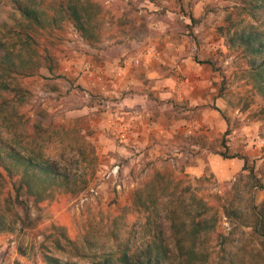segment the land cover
<instances>
[{
  "label": "rangeland",
  "instance_id": "374dc122",
  "mask_svg": "<svg viewBox=\"0 0 264 264\" xmlns=\"http://www.w3.org/2000/svg\"><path fill=\"white\" fill-rule=\"evenodd\" d=\"M39 1L55 21L31 30L0 3V40L17 45L20 65L0 72V104L24 154L39 152L69 180L48 185L31 208L41 220L34 231L0 232V264H46L40 244L57 228L86 252H113L112 229L140 247L148 216L182 230L200 202L216 216L208 264L223 255L264 264L254 234L264 212V99L225 30L232 22L264 34V10L249 16L244 0H71L86 11L83 38L56 13L66 0ZM26 34L33 52L21 49ZM2 82L23 92L16 119Z\"/></svg>",
  "mask_w": 264,
  "mask_h": 264
},
{
  "label": "trees",
  "instance_id": "16d2710c",
  "mask_svg": "<svg viewBox=\"0 0 264 264\" xmlns=\"http://www.w3.org/2000/svg\"><path fill=\"white\" fill-rule=\"evenodd\" d=\"M2 0H0L1 3ZM12 6L13 13L17 15L21 26L29 28H46L55 21L49 18L48 14L40 8L39 0H8ZM243 12L251 17L260 10H264V0H244ZM71 0L61 1L58 4L56 13L65 17L83 38L88 36L86 11ZM246 25L237 27L232 22L225 30L238 42L244 56L249 57L251 64L252 81L258 94L264 99V34L256 31H246ZM31 30V29H29ZM32 40L26 34L21 49L34 51ZM10 48V50H9ZM17 48L15 43H8L0 40V72L14 73L20 65L11 58V52ZM18 49V48H17ZM260 59V61H257ZM22 61V60H21ZM22 66L24 62H20ZM12 94L11 117L16 119L15 102L23 97L20 88L3 84ZM27 94V91H26ZM22 95V96H21ZM0 104V232L34 231L41 220L32 217L31 208L38 207V204L46 199L48 185L56 182L66 183L69 178L61 174L56 168L49 165L39 152L25 155L24 147L18 140L14 122H10ZM11 134L6 138L2 133ZM255 181L253 171L248 176ZM153 204H150L152 210ZM225 211L226 208H225ZM236 215L234 209H229ZM205 203H199L196 211H192L188 221L181 223V229L172 221L165 222L156 216H148L144 229L148 234L147 240L142 241L140 247H133L132 238L124 239L118 231L111 230L110 238L113 252H93L91 249L86 252L70 240L61 228H57L53 235L46 236L40 244L41 253L46 264H208L210 257V241L215 236L216 216ZM254 234L260 241H264V212L256 214ZM20 249V248H19ZM61 255H66L65 259ZM71 258L77 261H71ZM226 262L220 264H234V262L222 256ZM83 261V262H79Z\"/></svg>",
  "mask_w": 264,
  "mask_h": 264
}]
</instances>
